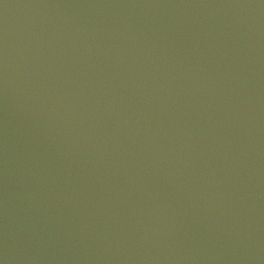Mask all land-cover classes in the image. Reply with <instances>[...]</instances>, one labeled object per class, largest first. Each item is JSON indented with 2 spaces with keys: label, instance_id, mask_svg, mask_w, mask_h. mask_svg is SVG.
Returning <instances> with one entry per match:
<instances>
[{
  "label": "water",
  "instance_id": "1",
  "mask_svg": "<svg viewBox=\"0 0 264 264\" xmlns=\"http://www.w3.org/2000/svg\"><path fill=\"white\" fill-rule=\"evenodd\" d=\"M0 264H264V0H0Z\"/></svg>",
  "mask_w": 264,
  "mask_h": 264
}]
</instances>
